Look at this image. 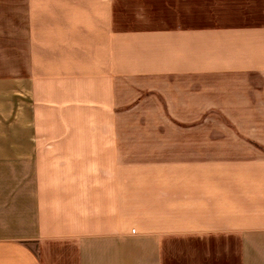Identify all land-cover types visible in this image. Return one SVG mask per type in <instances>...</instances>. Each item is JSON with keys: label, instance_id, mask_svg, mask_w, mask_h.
Wrapping results in <instances>:
<instances>
[{"label": "crops", "instance_id": "1", "mask_svg": "<svg viewBox=\"0 0 264 264\" xmlns=\"http://www.w3.org/2000/svg\"><path fill=\"white\" fill-rule=\"evenodd\" d=\"M0 264H264V0H0Z\"/></svg>", "mask_w": 264, "mask_h": 264}]
</instances>
